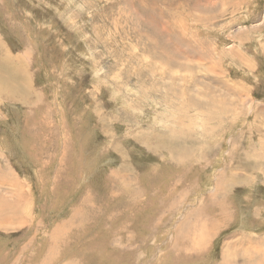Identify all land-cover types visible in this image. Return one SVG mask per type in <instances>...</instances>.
<instances>
[{
    "label": "rangeland",
    "instance_id": "rangeland-1",
    "mask_svg": "<svg viewBox=\"0 0 264 264\" xmlns=\"http://www.w3.org/2000/svg\"><path fill=\"white\" fill-rule=\"evenodd\" d=\"M0 62V264H264V0H0Z\"/></svg>",
    "mask_w": 264,
    "mask_h": 264
},
{
    "label": "bare ground",
    "instance_id": "bare-ground-1",
    "mask_svg": "<svg viewBox=\"0 0 264 264\" xmlns=\"http://www.w3.org/2000/svg\"><path fill=\"white\" fill-rule=\"evenodd\" d=\"M1 63V62H0ZM2 65V64H1ZM11 66V65H10ZM1 71H2V69H0ZM13 72V71H12ZM19 72V71H18ZM14 73V72H13ZM16 73V72H15ZM3 74V73H2ZM21 75V74H20ZM12 79H13V76H12ZM11 80V79H10ZM17 80V79H16ZM13 81V80H12ZM4 83V82H3ZM17 84V83H16ZM0 87H1V85H0ZM15 87V86H14ZM10 88V87H9ZM16 88V87H15ZM7 89L5 88V91H6ZM13 90H15V89H11V90H8V91H13ZM20 91H21V89H20ZM23 91H25V89L23 90ZM0 92H1V88H0ZM1 96V95H0ZM12 96V95H11Z\"/></svg>",
    "mask_w": 264,
    "mask_h": 264
}]
</instances>
